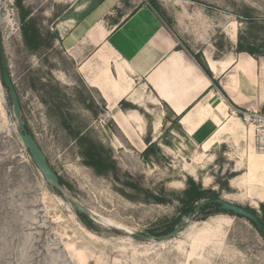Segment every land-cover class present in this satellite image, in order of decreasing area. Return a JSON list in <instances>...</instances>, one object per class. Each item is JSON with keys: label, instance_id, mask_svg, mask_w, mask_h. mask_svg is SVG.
<instances>
[{"label": "rangeland", "instance_id": "obj_1", "mask_svg": "<svg viewBox=\"0 0 264 264\" xmlns=\"http://www.w3.org/2000/svg\"><path fill=\"white\" fill-rule=\"evenodd\" d=\"M102 1L0 0L2 51L21 120L88 210L86 224L48 188L17 137L0 83V264H264V240L240 216L184 217L177 233L152 234L178 216L189 178L254 209L264 221L255 175L237 188L230 185L256 153L264 155L243 120L252 111L264 113V0H118L110 14L88 17ZM141 5L164 18L189 56L205 66L214 55L222 58L216 71L207 66L214 80L206 97L181 116L161 100L156 84L128 82L136 103L129 95L119 100L103 85L106 100L91 86L116 60L107 49L104 58L93 52L105 47L104 37L121 24L122 14ZM23 11L42 38L33 50L24 42ZM78 26L84 40L69 49L64 37ZM225 61L230 63L223 68ZM132 109L142 114L141 128L126 118ZM92 145L102 166L89 165L83 155Z\"/></svg>", "mask_w": 264, "mask_h": 264}, {"label": "crops", "instance_id": "obj_2", "mask_svg": "<svg viewBox=\"0 0 264 264\" xmlns=\"http://www.w3.org/2000/svg\"><path fill=\"white\" fill-rule=\"evenodd\" d=\"M117 1L103 0L90 12L88 17L98 20L110 14L112 7L118 4ZM120 22V25L115 26L104 37L105 47L93 52L94 56L104 58L106 53L104 49H107V52L116 58L115 63H110V66L101 69V80L93 79L91 84V86L101 90L106 100L109 96L103 85L110 86L115 96L119 97L120 100L129 95L131 89L128 82L133 80H144L146 84H156L159 93L162 94L161 100L167 103L178 116L182 115H179L182 111L190 109L193 103L198 100V97H206L205 92L210 86V81L214 80L207 66H210L212 71H216L215 61H221L222 58L217 60L208 59L209 65L206 67L211 77L207 76L195 60L188 55L187 51L177 46V41L169 26L159 18L151 7L138 6L132 13L122 14ZM79 39L84 40V32H80V26L66 34L63 42L66 47L73 49L74 41L78 43ZM211 63H213L214 68ZM229 63L230 61L223 62V68ZM129 97L133 102H138L134 94L129 95ZM256 100L259 99L256 98ZM126 118H130L141 128L142 114L132 109ZM221 129L222 127H219L217 133ZM249 132L253 133L251 127ZM214 142V137L205 141L202 144L203 151H208ZM256 156L261 157L262 155L256 153ZM248 167L249 165L247 166V172L242 174H246V178L250 175ZM242 175L237 176L240 177L237 182H241L239 180L243 177ZM255 177L256 188L254 191L257 192L262 187L261 183H264V157L260 160ZM230 185L237 186L233 185L231 180ZM262 191L264 193V189Z\"/></svg>", "mask_w": 264, "mask_h": 264}, {"label": "trees", "instance_id": "obj_3", "mask_svg": "<svg viewBox=\"0 0 264 264\" xmlns=\"http://www.w3.org/2000/svg\"><path fill=\"white\" fill-rule=\"evenodd\" d=\"M16 1H17V4L20 5V0H16ZM157 15L166 25H168V23L164 20V18L159 13H157ZM26 17H27V12L23 11L22 15H21V19L23 22L24 42L30 49L33 50L42 44V38H41V35L39 33L38 28L35 26V24L32 22V20L26 21ZM239 48H240L239 51H247L250 54L255 53L252 48H248V49H244V50L241 49L242 47H239ZM192 57H194V56H192ZM220 58L221 57L219 55L212 56L213 60H217ZM194 60L198 64V66L203 70V72L207 76L211 77V74L208 71L205 64H203V62L201 60L197 59L196 56L194 57ZM5 90L7 91V94H8V89L5 88ZM8 99H9V97H8ZM9 104H10V99H9ZM10 114H11V112H10ZM25 128L28 131L26 125H25ZM83 155L88 160L89 165H93V166H97V165L102 166L103 165L101 163L102 160H101L99 153H98L97 149L95 148V146L92 145V146L86 147L83 151ZM29 156H30V154H29ZM106 168H107V165H106ZM59 182L62 185L66 186L65 182L60 177H59ZM56 194L59 196H63L59 192H56ZM218 197H219V195L215 191H213L212 189H203L199 182H196L192 178H189L187 181V186L184 188V190L182 192V196L180 198L181 206L178 208V216L174 219V221L172 223L167 224L163 231H161L159 233H152V234L154 236L158 237V236L167 235V234L171 233L174 230V228L176 227V224L178 222H181L184 217H194L196 219L197 218L205 219L206 217H208L210 215L218 214V213L235 215L233 212L221 210L218 203H204V204L200 205L202 202L206 201L207 199L218 198ZM245 208L258 216L257 212L254 209H251L249 207H245ZM75 212H76V214H78V216L81 218V220L87 224V220L85 218L86 215L80 214L76 210H75ZM245 219L256 229L254 223L251 220H249L247 218H245ZM259 219H260L261 223L264 225V221L261 218H259Z\"/></svg>", "mask_w": 264, "mask_h": 264}, {"label": "water", "instance_id": "obj_4", "mask_svg": "<svg viewBox=\"0 0 264 264\" xmlns=\"http://www.w3.org/2000/svg\"><path fill=\"white\" fill-rule=\"evenodd\" d=\"M0 83H2L4 87L8 89V96L11 103V114L16 122L15 132L17 134V137L19 138L23 146L28 150L34 165L47 183L48 188L54 193H61L73 205L78 213L87 215L88 210L73 197V195L64 185L59 182L58 175L49 165L39 145L35 141L34 137L26 130L25 125L21 120L19 97L7 70L6 59L2 51L1 36ZM204 203H218L221 210L230 211L237 216L251 220L254 223L259 235L264 240V225L261 223L259 217L256 214L249 211L245 207L231 203L222 197L207 199L200 205ZM178 231H180V227H175L173 233H177Z\"/></svg>", "mask_w": 264, "mask_h": 264}, {"label": "built area", "instance_id": "obj_5", "mask_svg": "<svg viewBox=\"0 0 264 264\" xmlns=\"http://www.w3.org/2000/svg\"><path fill=\"white\" fill-rule=\"evenodd\" d=\"M243 120L252 125L255 149L264 153V113L252 111Z\"/></svg>", "mask_w": 264, "mask_h": 264}, {"label": "bare ground", "instance_id": "obj_6", "mask_svg": "<svg viewBox=\"0 0 264 264\" xmlns=\"http://www.w3.org/2000/svg\"><path fill=\"white\" fill-rule=\"evenodd\" d=\"M211 65L214 68L213 63H211ZM260 156L261 157L256 156V161L254 163H252L251 166L249 167V172L248 173L249 174H252V177H254L256 171L259 168L260 160L264 157L263 154H260ZM245 175L246 174L242 175L243 177L241 178V180H239L241 182H237L240 177H236V178L233 177V178H231L230 179L231 180V183H233V185H238V183H245V182H247V181H245V180H247V178L245 177ZM261 184H262V187L260 188V190L257 191V192L254 191V194L256 195V198L259 199V201H264V193L262 191L264 189V183H261ZM252 192H253V190H252Z\"/></svg>", "mask_w": 264, "mask_h": 264}]
</instances>
